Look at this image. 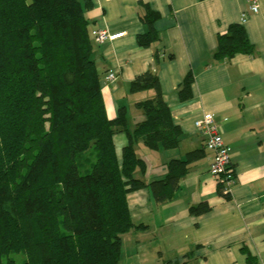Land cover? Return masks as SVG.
I'll return each instance as SVG.
<instances>
[{
	"label": "trees",
	"instance_id": "trees-1",
	"mask_svg": "<svg viewBox=\"0 0 264 264\" xmlns=\"http://www.w3.org/2000/svg\"><path fill=\"white\" fill-rule=\"evenodd\" d=\"M141 18L147 31L137 42L149 47L158 41V14L147 9ZM93 53L79 0H0V264H120L122 236L140 227L126 195L147 188L157 204L172 200L189 162L205 155L171 159L151 182L138 176L146 172L138 142L172 150L181 138L156 75L146 71L129 87L151 94L134 104L142 119L125 130L119 160L113 134L126 128V109L107 117ZM237 54L253 55L240 24L217 36L213 59ZM192 81L184 78L182 99ZM17 253L19 262L10 256Z\"/></svg>",
	"mask_w": 264,
	"mask_h": 264
},
{
	"label": "crops",
	"instance_id": "crops-1",
	"mask_svg": "<svg viewBox=\"0 0 264 264\" xmlns=\"http://www.w3.org/2000/svg\"><path fill=\"white\" fill-rule=\"evenodd\" d=\"M79 1L94 46L106 115L113 119L120 108L126 109V128L113 134L118 159L127 144L125 130L142 119L135 102L151 94L129 92L131 82L146 71L156 75L181 138L172 150L142 149L146 172L138 176L146 182L160 179L171 159L205 152L189 162L172 200L157 204L147 188L126 195L132 220L140 227L122 236L120 264H250V259L264 264V0H257V13L251 12L248 0ZM147 9L158 14L153 23L158 41L141 47L137 38L147 31L141 18ZM243 14L247 19L241 24ZM234 24L243 26L253 55L217 62V36ZM97 29L124 34L98 44L92 36ZM110 72L115 74L113 82L106 81ZM188 74L193 81L189 96L182 99ZM205 114L214 117L228 148L235 177L228 198L219 193L208 171L205 136L194 126ZM148 166L156 171H148ZM200 204L209 210L193 213Z\"/></svg>",
	"mask_w": 264,
	"mask_h": 264
},
{
	"label": "built area",
	"instance_id": "built-area-1",
	"mask_svg": "<svg viewBox=\"0 0 264 264\" xmlns=\"http://www.w3.org/2000/svg\"><path fill=\"white\" fill-rule=\"evenodd\" d=\"M98 2H107L109 0H97ZM250 2L249 9L252 13H257L259 5L257 0H248ZM246 14L240 18V23L246 22ZM124 33L111 34L105 29H97L93 32L92 36L96 43L105 44L113 42L121 37ZM115 74L110 72L106 76V81L113 82ZM194 126L196 130L205 136L204 146L210 152L208 160V171L216 179L217 182L222 184V193L228 195L231 192L232 186L235 183L234 174H230L229 168V154L228 148L225 146L219 128L220 126L215 122L212 115L205 114L199 120L195 121ZM227 171V173H226ZM232 172V171H231Z\"/></svg>",
	"mask_w": 264,
	"mask_h": 264
},
{
	"label": "rangeland",
	"instance_id": "rangeland-1",
	"mask_svg": "<svg viewBox=\"0 0 264 264\" xmlns=\"http://www.w3.org/2000/svg\"><path fill=\"white\" fill-rule=\"evenodd\" d=\"M131 121L134 122L133 119H131ZM134 147H135V151L137 152L138 156H143L144 153H143L142 149H147V148H145V146H144V144L142 142H138ZM148 167H149L148 171H151V172H153V170L155 169V168L154 169H150V166H148ZM155 171H156V169H155ZM10 256L16 262H19V261H21L24 258V255L21 254V253L11 254Z\"/></svg>",
	"mask_w": 264,
	"mask_h": 264
}]
</instances>
